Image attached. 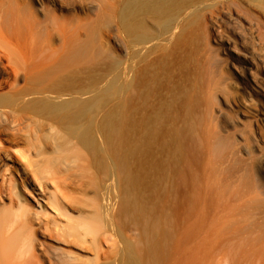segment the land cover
Instances as JSON below:
<instances>
[{"label": "bare ground", "instance_id": "1", "mask_svg": "<svg viewBox=\"0 0 264 264\" xmlns=\"http://www.w3.org/2000/svg\"><path fill=\"white\" fill-rule=\"evenodd\" d=\"M78 3L0 0V163L16 166L0 165V264H43L38 248L50 264H168L203 201L202 121L250 118L253 173L235 135L205 138L264 188V0ZM95 40L115 54L94 52ZM223 84L233 94L217 100Z\"/></svg>", "mask_w": 264, "mask_h": 264}, {"label": "rangeland", "instance_id": "2", "mask_svg": "<svg viewBox=\"0 0 264 264\" xmlns=\"http://www.w3.org/2000/svg\"><path fill=\"white\" fill-rule=\"evenodd\" d=\"M80 1L81 0H73L74 4L77 6L79 5L78 2ZM89 16L90 19L86 22L89 28L91 27L92 30L96 29V32L100 33L102 30L100 27L101 16H99L97 9H92L90 7ZM79 17V19L81 20L82 17ZM45 23L46 22H44V25H46ZM82 24L85 23L81 22L80 24L78 21L75 22L77 28L81 29L80 31H82L83 27H85V29L88 28ZM224 29L225 32L232 35L233 29L231 25H226ZM102 41L104 40H101V42L100 40H95L93 42V44L91 45L93 51H100V53L103 52L104 56H108L110 54L114 55L116 52V47L112 46V43L110 42L106 46V43ZM77 46H79L78 42L76 47ZM106 51L108 53H106ZM83 60H85L84 56L81 57V55H79L78 57L77 54L76 68L86 67ZM2 77L4 78L5 76L0 75V80L2 79ZM223 90L230 95H232L234 91V89H232L231 87H227L226 84H223L220 87H215L213 94L217 97V100L219 99ZM202 94H205V92ZM214 107L218 110L222 109L221 106L217 103H214ZM203 108L204 98L202 109ZM238 118H240L241 120L240 124H234L237 126L228 127H224L225 125L221 124L220 117L213 118L212 120H207L206 123L202 121L200 129L202 130L204 137V161L201 171L202 175L200 189L203 201L199 205L193 217L189 219L187 224L188 231L184 233L183 237L180 240L177 255L170 258L168 264H173L174 259H177L179 261L178 264H188L191 261L192 256L195 255V258L197 259L202 253H204L203 256L205 254L208 257L211 255L208 259L209 261L205 256L204 261H207L204 262L205 264H224V262H227L225 264H229V261L231 262L230 264H232L233 261L234 264L235 261L237 262L236 264H263L264 208H260L262 207L260 206V204H264V188H261L262 185L259 186L260 182H256V184L252 186L249 185L250 183L248 181H245L249 177L243 175L244 170L242 168L244 162H246L249 169H251L249 170V172L252 171L253 173L254 170L257 171V168H252L256 167V164L253 163V158H250L251 156L255 157V153H251L248 156V154L245 152L246 144H248L249 146L251 145L252 148L254 146L253 141L250 140L249 132L250 130L254 131L255 128L254 125L250 123V118H243L241 115H238ZM207 133L210 140L216 136L221 137L235 135V143L232 146V149L234 150V153L236 155L235 158H240L238 159V161L241 160L242 163L240 164V166L242 165V167L237 166L235 169H230L232 171L227 170L230 168L228 166H230V162L232 159L231 156L230 158L225 157V159H223L225 156L224 154L216 153L217 151L208 149L207 141L205 138ZM262 134L263 136L262 140H260V144L264 145V130H262ZM9 160L10 159H8V161L0 163V165H4L5 169L14 173L13 171H15L16 166L13 165ZM248 163H250L251 165ZM4 167L2 166V169ZM58 167L64 168L63 165H59ZM3 173L5 174L6 178L8 172ZM94 177V183H97L99 181V177H102V175L100 176L95 174ZM1 179L2 177H0V184L2 183ZM251 204H254V207L256 204L259 205L256 206L255 209L253 207L254 210H251L252 207L250 206H253ZM257 207L259 210H256ZM56 220H60L59 222H61L62 218L58 217L57 219L56 217ZM218 237L226 240V242L224 243L223 241L224 244L222 243L223 245L221 244L220 246H217V249L216 247H213V250H216L212 251L213 253H209V251H211L212 249V245L215 243V239ZM61 242L55 243L52 240L48 241V243L53 246H61L60 248L62 250L64 249V251L70 249L73 250L74 252L79 254V256H82V260L92 258L90 254L78 253L79 251L69 248ZM79 246L80 245H78V247L76 248H79ZM207 250L209 251L207 252ZM34 254L38 257L40 255L41 259L39 258V260L43 264H50L48 263L46 256L40 253L39 248L35 250ZM232 256L234 257L232 258ZM204 263L202 262V264Z\"/></svg>", "mask_w": 264, "mask_h": 264}]
</instances>
